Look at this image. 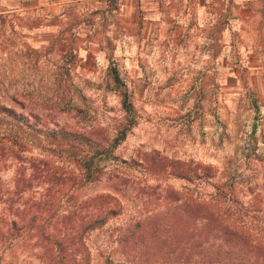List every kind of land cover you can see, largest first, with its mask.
I'll return each instance as SVG.
<instances>
[{
  "label": "rangeland",
  "instance_id": "374dc122",
  "mask_svg": "<svg viewBox=\"0 0 264 264\" xmlns=\"http://www.w3.org/2000/svg\"><path fill=\"white\" fill-rule=\"evenodd\" d=\"M32 1L0 0L7 20L0 19V103L34 126L23 123L24 150L0 146V264H176L179 256L150 237L144 219L187 209L166 199L168 188L180 189L183 200L216 193L246 218L264 214V55L242 54L264 28V0H161L169 13L157 14L153 26L143 17L153 0H138L143 14L129 35L102 39L105 55L85 59L79 49L89 42L74 38L73 60L63 53L61 28L51 37L44 25L27 28V16L46 21L48 5L22 8ZM125 91L130 111L122 106ZM130 117L112 154L96 161L97 179L70 193L65 179L48 189L53 177L43 168L70 174L79 165L71 146H84L52 128L109 147ZM204 165L209 173L200 178L195 172ZM24 178L31 184L16 193ZM101 193L118 195L123 208L83 230ZM138 219L147 234L135 232Z\"/></svg>",
  "mask_w": 264,
  "mask_h": 264
},
{
  "label": "trees",
  "instance_id": "16d2710c",
  "mask_svg": "<svg viewBox=\"0 0 264 264\" xmlns=\"http://www.w3.org/2000/svg\"><path fill=\"white\" fill-rule=\"evenodd\" d=\"M0 19L3 23L7 21L1 12ZM26 23L27 28H33L43 22L38 16H27ZM9 24L12 28L17 23L14 25L13 22H9ZM35 49L28 46L26 52L36 51ZM19 50L20 48L16 46L11 48L10 52L15 53ZM63 51L67 60H73L76 56L71 49ZM112 72L114 79L123 83L115 66H113ZM122 106L127 111L132 109V102L128 99L126 91L123 94ZM0 110L7 112L17 121V123L6 125L9 122L8 119L0 116V146L9 145L19 150H24L27 146H30L23 123L30 128H34V126L28 122L26 115L24 116L20 112L16 113L13 107L5 103H0ZM133 122L131 117L128 118L119 131V137H115L114 142L109 147L98 146L91 136L86 133H71L69 130L52 128L53 132H60L65 140H73L74 144L72 145H76V142L78 145L84 146H71L73 151L69 155L79 165L70 174L58 169L53 170L48 165L43 168V173L53 177L48 189L56 184L53 191L58 190L63 186L65 179L69 183L64 192L70 193L83 184L97 179L99 168L95 166L96 161L105 159L112 154V148L118 142V139L124 137L126 130ZM200 169L202 170L201 173L197 170L195 172L197 176H200V178L208 176V165L200 166ZM30 181V178H24L22 180L23 186L16 188V193L20 189H24L25 184H31ZM167 192L166 199L176 209L182 211V205H185L187 209L182 212L174 210L170 215L165 211L155 212L147 215L144 219L152 227L150 230L151 236H149L153 240H166L169 247L168 252L179 256L176 264H264V214L252 215L246 218L243 213L239 214L231 211L229 204L222 202L226 199L221 200L216 193H209L208 197L190 195L183 200L180 189L168 188ZM99 196L92 199L90 204L92 211L82 224L83 230H91L102 226L110 216L117 214L123 208V202L118 195L110 196V194L101 193ZM96 199H98L97 202ZM196 219L201 221L199 226L193 224ZM141 222L142 219L136 221L137 229L135 232L143 230ZM147 233L148 231H142L140 235Z\"/></svg>",
  "mask_w": 264,
  "mask_h": 264
},
{
  "label": "crops",
  "instance_id": "0c3cea01",
  "mask_svg": "<svg viewBox=\"0 0 264 264\" xmlns=\"http://www.w3.org/2000/svg\"><path fill=\"white\" fill-rule=\"evenodd\" d=\"M152 3L146 6L149 9L144 14L138 12V0H33L27 5L23 3L22 8L35 7L39 4L48 5L45 13L46 21L41 26L46 27L49 37L53 35L56 27L61 28L59 38L66 45L63 50L69 49L74 38L81 37L87 40L88 47L79 49V54L85 59L88 54L92 53L98 58L103 57L105 50L102 39L119 40L129 35L131 25H134L137 17L142 14L147 19L151 17L148 22L152 26L157 14L168 15V10L160 6L161 0H153ZM127 24L129 29L125 30ZM250 37L249 44L242 46V54L263 56L264 28L260 32L257 29L255 37Z\"/></svg>",
  "mask_w": 264,
  "mask_h": 264
}]
</instances>
